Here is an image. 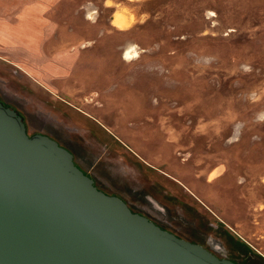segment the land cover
<instances>
[{"label":"rangeland","instance_id":"1","mask_svg":"<svg viewBox=\"0 0 264 264\" xmlns=\"http://www.w3.org/2000/svg\"><path fill=\"white\" fill-rule=\"evenodd\" d=\"M10 3L0 103L28 134L163 230L264 264V0Z\"/></svg>","mask_w":264,"mask_h":264},{"label":"water","instance_id":"2","mask_svg":"<svg viewBox=\"0 0 264 264\" xmlns=\"http://www.w3.org/2000/svg\"><path fill=\"white\" fill-rule=\"evenodd\" d=\"M0 264H236L98 190L54 140L0 103Z\"/></svg>","mask_w":264,"mask_h":264},{"label":"crops","instance_id":"3","mask_svg":"<svg viewBox=\"0 0 264 264\" xmlns=\"http://www.w3.org/2000/svg\"><path fill=\"white\" fill-rule=\"evenodd\" d=\"M61 0H20L22 6L27 11V13H32L33 9L42 11L43 17H48L50 10L56 6ZM11 0H0V6L8 7L11 3ZM29 9V10H27ZM18 17V16H17ZM20 17V16H19ZM25 19L21 18L19 21H24Z\"/></svg>","mask_w":264,"mask_h":264},{"label":"bare ground","instance_id":"4","mask_svg":"<svg viewBox=\"0 0 264 264\" xmlns=\"http://www.w3.org/2000/svg\"><path fill=\"white\" fill-rule=\"evenodd\" d=\"M113 25L118 28V29H123L126 26V21L124 18L120 17V16H116L115 19L113 20ZM125 58H132L133 54L131 51L127 50L124 53Z\"/></svg>","mask_w":264,"mask_h":264},{"label":"flooded vegetation","instance_id":"5","mask_svg":"<svg viewBox=\"0 0 264 264\" xmlns=\"http://www.w3.org/2000/svg\"><path fill=\"white\" fill-rule=\"evenodd\" d=\"M2 104V103H1ZM3 105V104H2ZM4 106V105H3ZM6 107V106H5ZM13 110V109H12ZM20 117H21V119H22V122L24 123V121H23V118H22V116L16 111V110H14ZM24 126H25V129H26V134L28 135V136H31V135H29L28 134V132H27V128H26V125L24 124ZM35 135H39V134H35ZM43 136V135H42ZM59 145V144H58ZM65 149V148H64ZM67 150V149H66ZM68 151V150H67ZM69 152V151H68ZM70 153V152H69ZM71 154V153H70ZM72 155V154H71ZM72 157H73V155H72ZM74 158V157H73ZM73 161H74V159H73ZM75 163V162H74ZM76 165V164H75ZM77 166V165H76ZM86 176H87V174L83 171V169L82 168H80L79 166H77ZM93 183H94V181H93ZM94 186H95V183H94ZM96 187V186H95ZM121 199V198H120ZM122 200V199H121ZM123 202H124V200H122ZM125 203V202H124ZM126 204V203H125ZM127 205V204H126ZM128 206V205H127ZM129 207V206H128ZM129 209L131 210V208L129 207ZM132 211V210H131ZM133 212V211H132ZM135 213V212H134ZM148 219V218H147ZM149 220V219H148ZM150 221H151V219H150ZM152 223H154L156 226H158L159 228H161V229H163V227H161L159 224H157V223H155V222H153V221H151ZM170 234H172V235H174L175 237H177V235H175V234H173V233H171V232H169ZM178 238V237H177ZM191 243H195V242H191ZM204 248V247H203ZM204 249H206L207 251H209L210 253H212L213 254V252L211 251V250H209V249H207V248H204ZM214 255V254H213ZM215 256V255H214ZM219 259H221V258H219Z\"/></svg>","mask_w":264,"mask_h":264}]
</instances>
